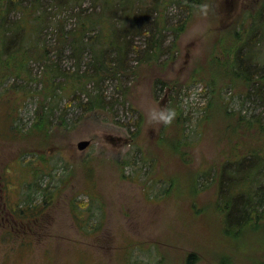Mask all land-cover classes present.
<instances>
[{"label":"rangeland","instance_id":"obj_1","mask_svg":"<svg viewBox=\"0 0 264 264\" xmlns=\"http://www.w3.org/2000/svg\"><path fill=\"white\" fill-rule=\"evenodd\" d=\"M8 1L0 35L26 20L28 34L0 41V264H264V214L239 227L222 208L248 191L229 170L264 148V30L244 47L260 52L244 56L255 83L232 74L225 55L245 25L236 20L251 21L241 1L232 14L227 0L115 5L127 69L78 93L88 104L103 97L91 110L60 91L45 99L42 77L50 65L77 68L58 28H73L80 12L99 15L101 1ZM92 55L84 52L81 73ZM167 108L176 110L170 124L151 118ZM81 140L91 143L81 150Z\"/></svg>","mask_w":264,"mask_h":264},{"label":"trees","instance_id":"obj_2","mask_svg":"<svg viewBox=\"0 0 264 264\" xmlns=\"http://www.w3.org/2000/svg\"><path fill=\"white\" fill-rule=\"evenodd\" d=\"M95 1V0H94ZM103 4L104 11L100 13L99 15L89 14L87 16H84V18H81L83 16L82 12H80V20L79 22L70 29H66L65 26L62 24L60 25L59 30V44H65L70 45L72 48V51L76 57V59L79 60V63L76 65L77 68L71 72H65L62 68L58 66L50 65L49 69L46 70L43 73L42 81L44 84V87L42 88V91L45 92V99L51 97L52 101L56 99V96L58 94V91L66 93L71 99H74L79 103V105L85 109V110H91L93 108L99 107L102 105L103 97H99L98 95L95 96V104L91 101L88 104L87 102H84L82 95H78L79 92H87L88 88L87 85L91 81L99 82L102 80L103 74L109 73L113 74L114 76L119 75L120 72L126 71L127 67L124 65V57H123V47L128 42L127 41V34L124 33V29H120L117 26L116 16L113 14V10L115 5H119L120 7H123V9L128 8L131 9V11H134L133 3L135 0H100ZM196 3L200 0H190L192 4L190 3L189 9L194 8V2ZM239 0H227L228 2V14H232L230 11L232 7L238 2ZM241 5L244 6L245 11H248L249 14L251 13V21L247 23V16L242 15L239 17V19L236 20V23H242L245 24L242 26V29L238 32L239 36L236 39L235 43L231 44L229 47L230 49L225 53L226 57L229 54L230 61V68L234 69L236 67V70L234 69L231 71L232 74H235L236 77L245 79L247 84L255 83L256 78L252 76V73L250 72L252 65L247 64L244 61V56L246 54H256L258 56L260 52L253 49L252 46H250L248 49L244 50V47H246V44L251 39V35L254 31H258L260 29L264 30V16H261L262 12H264V1H261L260 4H255L254 2L250 3L248 6V3L244 0H240ZM244 1V2H243ZM14 1H8V4H13ZM243 3V4H242ZM253 4L254 7L248 9L250 5ZM35 7H37V4H33L31 6L32 13H29V19L31 18V15L34 12ZM263 8V9H262ZM256 11V12H255ZM133 13V12H132ZM258 13V14H257ZM132 15H126L124 18L121 19L122 22H127L129 18H131ZM126 18V19H125ZM31 20V19H30ZM39 20V16H37L36 21ZM133 20V18L129 19ZM24 21V23L19 24L15 22L12 26H9L7 29L4 28V31H2L0 35V41L1 43H8V35L7 33L16 32L18 35H21L23 37L27 36V26ZM247 23V24H246ZM1 30V29H0ZM121 30V31H119ZM249 31V35L244 37V33L246 31ZM92 31H95L96 33L91 34ZM244 38V40H242ZM10 39V38H9ZM248 39V40H247ZM123 40V43L121 42ZM245 43V45H244ZM249 46V45H247ZM87 49H91L93 55H92V64H90V67L86 68L83 73H81V66L84 64L81 63L83 61V55L84 52ZM116 50L117 57L112 59V56H110V51ZM27 51V49H26ZM41 58H45L44 53L37 52ZM10 56H14L13 53L10 54ZM9 56V57H10ZM233 60V64L231 63ZM227 60L223 61L224 65H227ZM255 62H258V59L255 58ZM264 64V63H263ZM261 69V68H260ZM258 72H260L258 70ZM251 73V75H250ZM258 79L261 81L264 76L262 74L264 73H258ZM63 76V82L58 81L57 77ZM257 86H260V84L257 83ZM254 92V91H253ZM59 95V94H58ZM102 96V94H99ZM141 121V120H140ZM252 124L254 122L247 121ZM260 129H264V122H260ZM262 147V146H260ZM264 147V146H263ZM250 151L246 152L242 162H237L238 168H235L234 170H229V172H232V174H235L236 176L233 177L235 182H242L243 184H248V191L244 192H237L236 196L233 198L229 196L228 200H226V204L224 203L222 208H224V211L228 212L229 221L232 222L233 220L238 223L239 227H243L246 224H248L251 220H249L250 216H252L255 212H258L259 215L264 214V210H260L259 208H264V148L256 147L255 149H248ZM248 154V155H247ZM258 158V160H257ZM250 159V160H248ZM240 160V159H239ZM251 161V165H247L245 162ZM245 165V167H244ZM249 167L245 171V178L243 180L242 176H239V172L242 171V169ZM251 168V170H250ZM253 169V170H252ZM235 171H238V173H235ZM252 171H258V172H252ZM238 175V176H237ZM234 182V183H235ZM259 182V184H258ZM236 184V183H235ZM239 184V183H238ZM259 185L258 188L253 191V188L255 185ZM243 196V197H241ZM242 199V202L237 201L238 199ZM225 214V212H224ZM227 216V218H228ZM246 222L245 225H242ZM193 256V254H191ZM189 263L191 262L192 258L190 257ZM228 258L225 261H222V264H227Z\"/></svg>","mask_w":264,"mask_h":264},{"label":"clouds","instance_id":"obj_3","mask_svg":"<svg viewBox=\"0 0 264 264\" xmlns=\"http://www.w3.org/2000/svg\"><path fill=\"white\" fill-rule=\"evenodd\" d=\"M206 8V5L202 6V9ZM176 116V110L174 108L161 109L159 111L154 110L151 113L153 120L162 121L164 124H170Z\"/></svg>","mask_w":264,"mask_h":264},{"label":"water","instance_id":"obj_4","mask_svg":"<svg viewBox=\"0 0 264 264\" xmlns=\"http://www.w3.org/2000/svg\"><path fill=\"white\" fill-rule=\"evenodd\" d=\"M91 141L90 140H81L78 142V147L79 149L83 150L87 148L90 145Z\"/></svg>","mask_w":264,"mask_h":264},{"label":"bare ground","instance_id":"obj_5","mask_svg":"<svg viewBox=\"0 0 264 264\" xmlns=\"http://www.w3.org/2000/svg\"><path fill=\"white\" fill-rule=\"evenodd\" d=\"M11 63V62H10Z\"/></svg>","mask_w":264,"mask_h":264}]
</instances>
